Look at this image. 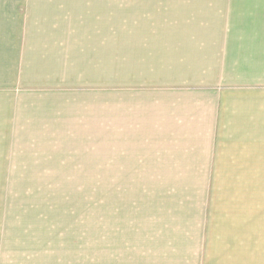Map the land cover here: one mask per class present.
Segmentation results:
<instances>
[{"label": "crops", "instance_id": "1", "mask_svg": "<svg viewBox=\"0 0 264 264\" xmlns=\"http://www.w3.org/2000/svg\"><path fill=\"white\" fill-rule=\"evenodd\" d=\"M187 1L132 18L121 2L0 0V172L113 170L114 187L159 188L125 202L113 264H249L260 196L216 176L264 147V26L167 11ZM35 211L0 208V264L75 253ZM71 245L83 264L84 235Z\"/></svg>", "mask_w": 264, "mask_h": 264}, {"label": "rangeland", "instance_id": "2", "mask_svg": "<svg viewBox=\"0 0 264 264\" xmlns=\"http://www.w3.org/2000/svg\"><path fill=\"white\" fill-rule=\"evenodd\" d=\"M106 2H121L123 4L122 11L127 12V16H132V18H142L143 15L141 14L151 8L157 10L156 7L147 5L161 4L158 0H106ZM129 3H134L135 6H131ZM170 3H173V1ZM186 3L189 6L177 7L176 5H169L166 8L167 11H180L179 9H183L182 11L185 13H199L201 17L213 18L217 16L219 23L222 22L221 19L223 18L229 19L233 23L234 20L237 22L241 19H249L257 21L264 26V0H188ZM259 151L260 154L254 156L251 163L245 165L248 169L221 170L217 172L216 176L220 180H250L254 185L250 189L255 192V195L260 196V201L257 203L260 218L259 222L254 224L257 229L251 231V236L252 234L254 236L251 237L249 264H264V147L260 146ZM73 166L98 165L91 163L90 165L75 164ZM100 166H113V164L112 162L101 163ZM9 173L13 177V180L9 182H14L15 184L32 182L73 183L72 185L63 186L0 185V208L12 206L16 210L21 211H43V214H41L42 219L48 217V220L57 222L59 241L68 234L67 237L70 239L68 238L67 251L75 253L69 256L67 264H81V260L77 258L81 255V246H72L71 243L83 235V264H113V233L115 230L119 232L120 228L123 227V213L121 210L124 209L125 202L129 200L130 194L135 198H142L138 196L154 195L159 190V188L145 187H114L112 183L117 177L113 170L41 172L43 174L41 180L33 176L23 178L21 176H25L26 172L14 171L0 172V178L4 176L3 174ZM3 182L5 181H0V184ZM101 183L111 185H98ZM227 189L225 187H216L215 192L213 191L212 193L218 195L232 193L226 191ZM205 190V187H201V190L200 188L198 189L200 192L196 191V193L205 194ZM244 190V188H238V193H242ZM4 196L8 197V199H5L9 201L8 203L2 198ZM115 208L118 209L117 217L114 214ZM262 211L263 214H261ZM24 216L30 218L34 215L33 213H26ZM83 231L84 234L81 233ZM85 240L87 241L86 245ZM87 255L88 262L86 260Z\"/></svg>", "mask_w": 264, "mask_h": 264}]
</instances>
